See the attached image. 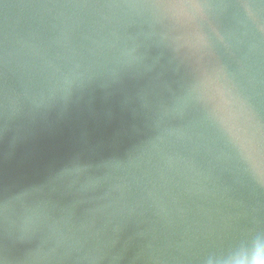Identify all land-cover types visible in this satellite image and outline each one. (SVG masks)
Instances as JSON below:
<instances>
[{"label":"clouds","instance_id":"1","mask_svg":"<svg viewBox=\"0 0 264 264\" xmlns=\"http://www.w3.org/2000/svg\"><path fill=\"white\" fill-rule=\"evenodd\" d=\"M38 6L59 23L23 49L5 41L0 59L24 95L67 100L148 68L153 51L176 79L126 159L98 174L77 164L0 208V264H125L132 226L143 244L131 264H264V214L237 198L264 190V0Z\"/></svg>","mask_w":264,"mask_h":264},{"label":"water","instance_id":"2","mask_svg":"<svg viewBox=\"0 0 264 264\" xmlns=\"http://www.w3.org/2000/svg\"><path fill=\"white\" fill-rule=\"evenodd\" d=\"M42 2L0 0V40L23 49L59 23L58 10L39 7ZM148 64L117 80L98 77L67 100L48 103L24 95L18 80L0 78V208L25 192L57 185L77 164L98 174L105 165L126 159L146 138L176 79L167 55L153 51ZM237 198L249 209L258 205L264 214V190H241ZM137 231L132 226L121 238V246L127 245L125 264L143 244Z\"/></svg>","mask_w":264,"mask_h":264},{"label":"snow or ice","instance_id":"3","mask_svg":"<svg viewBox=\"0 0 264 264\" xmlns=\"http://www.w3.org/2000/svg\"><path fill=\"white\" fill-rule=\"evenodd\" d=\"M76 2H81V0H76ZM2 52H3V41L0 40V59H2ZM261 251H264V248H262Z\"/></svg>","mask_w":264,"mask_h":264}]
</instances>
